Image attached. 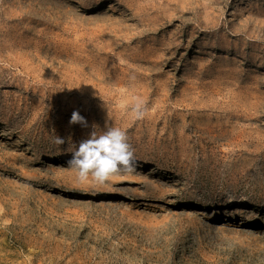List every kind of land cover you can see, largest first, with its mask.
Segmentation results:
<instances>
[{"label":"rangeland","instance_id":"rangeland-1","mask_svg":"<svg viewBox=\"0 0 264 264\" xmlns=\"http://www.w3.org/2000/svg\"><path fill=\"white\" fill-rule=\"evenodd\" d=\"M106 124L134 170L80 184ZM0 264H264V0H0Z\"/></svg>","mask_w":264,"mask_h":264},{"label":"clouds","instance_id":"clouds-1","mask_svg":"<svg viewBox=\"0 0 264 264\" xmlns=\"http://www.w3.org/2000/svg\"><path fill=\"white\" fill-rule=\"evenodd\" d=\"M131 112L134 120L144 119L148 115L146 101L135 98ZM69 123L88 126L86 118L79 111H73ZM93 129L88 138L80 141L79 146L75 147L67 161L68 166L75 170L77 181L80 184L93 183L103 186L121 172L133 171L135 151L129 142L127 130L108 124L106 130L99 133L96 131V125H93ZM56 142L63 144L65 141L58 136Z\"/></svg>","mask_w":264,"mask_h":264},{"label":"bare ground","instance_id":"bare-ground-1","mask_svg":"<svg viewBox=\"0 0 264 264\" xmlns=\"http://www.w3.org/2000/svg\"><path fill=\"white\" fill-rule=\"evenodd\" d=\"M62 158L61 159H67L69 158V156L67 154H64L61 156ZM230 215V216H229ZM219 217L221 219H224L223 217H232L234 219H237L238 216H237V213H235L234 211H230L227 209L226 206H224L223 208H220L217 213H216V217ZM221 229L219 227H216L215 228V231L219 232ZM117 252L121 253L123 255L124 258H127L128 257V254L121 251V250H117ZM136 258L137 259H141V256L140 255H136Z\"/></svg>","mask_w":264,"mask_h":264}]
</instances>
